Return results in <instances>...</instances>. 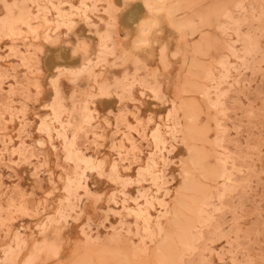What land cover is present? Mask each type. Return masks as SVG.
Masks as SVG:
<instances>
[{
  "label": "rangeland",
  "instance_id": "374dc122",
  "mask_svg": "<svg viewBox=\"0 0 264 264\" xmlns=\"http://www.w3.org/2000/svg\"><path fill=\"white\" fill-rule=\"evenodd\" d=\"M143 1L0 0V264H264V0Z\"/></svg>",
  "mask_w": 264,
  "mask_h": 264
},
{
  "label": "bare ground",
  "instance_id": "6f19581e",
  "mask_svg": "<svg viewBox=\"0 0 264 264\" xmlns=\"http://www.w3.org/2000/svg\"><path fill=\"white\" fill-rule=\"evenodd\" d=\"M145 1V2H144ZM143 1V3H145V5H146V7H147V9H149V10H152L153 8H152V1L151 0H144ZM170 11H171V9L169 10V12H168V14H170ZM150 12V11H149ZM169 15H167L166 16V18L168 17ZM151 25H153L152 23H149V22H145V23H143V30H146V31H148V30H150V27H152ZM186 25V24H185ZM183 28H184V26H182ZM142 28V27H141ZM182 28V29H183ZM176 29V28H175ZM181 29V30H182ZM185 29V28H184ZM142 30V29H141ZM138 31V30H137ZM177 31V30H176ZM146 38V37H145ZM146 43V42H145ZM146 75V74H145ZM185 180V179H184Z\"/></svg>",
  "mask_w": 264,
  "mask_h": 264
}]
</instances>
